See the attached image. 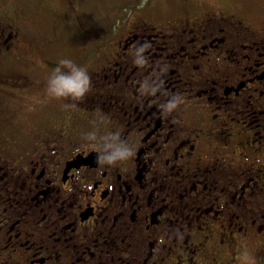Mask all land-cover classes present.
I'll return each instance as SVG.
<instances>
[{
	"label": "flooded vegetation",
	"instance_id": "flooded-vegetation-1",
	"mask_svg": "<svg viewBox=\"0 0 264 264\" xmlns=\"http://www.w3.org/2000/svg\"><path fill=\"white\" fill-rule=\"evenodd\" d=\"M11 1L0 66L36 35ZM196 2L100 25L97 49L68 58L92 80L74 108L46 91L66 58L0 69L14 79L0 89V264H264V7L236 17ZM56 27L37 32L53 42ZM101 116L135 146L129 162L98 164L84 137Z\"/></svg>",
	"mask_w": 264,
	"mask_h": 264
},
{
	"label": "rangeland",
	"instance_id": "rangeland-1",
	"mask_svg": "<svg viewBox=\"0 0 264 264\" xmlns=\"http://www.w3.org/2000/svg\"><path fill=\"white\" fill-rule=\"evenodd\" d=\"M192 1L202 2L200 4L210 7L206 5L208 3L212 8L222 9L228 15L229 13H233L236 17H240V15L245 13L257 15L264 6L261 4L256 11L258 2L261 0ZM22 2L28 5L30 10L37 7L41 11V17L38 21H43L46 17L51 18L55 11L65 6L64 0H22ZM176 2L177 0H75V4H69L62 13L66 28L58 32L61 36V41L56 49L64 57L73 58L79 50L86 49V46L82 44V40L86 35L81 27L91 28L92 31H95L96 27L103 25L106 30H115L121 28L125 24V21L134 16L133 14L136 12L148 14L158 9L168 10ZM69 28H72L73 31H70ZM191 35L194 36V33H191ZM101 38L103 42L107 39L106 35L103 34ZM143 38L146 43L152 44L150 52L156 50V47L162 46L163 40L153 36V32L146 30Z\"/></svg>",
	"mask_w": 264,
	"mask_h": 264
},
{
	"label": "clouds",
	"instance_id": "clouds-1",
	"mask_svg": "<svg viewBox=\"0 0 264 264\" xmlns=\"http://www.w3.org/2000/svg\"><path fill=\"white\" fill-rule=\"evenodd\" d=\"M145 51L141 47L134 54V63L143 67L146 63L141 55ZM92 88V80L85 67L76 65L69 59L59 60L57 66L52 70L47 81V95L57 100H70L71 103L64 107L74 108L82 103ZM155 88L149 92L147 81L141 85V94L154 95ZM179 106L177 99L170 100L162 105L164 113L170 114ZM104 117H98L93 121L94 130L88 133L84 139L88 146L97 152V162L103 167H118L129 162L136 154L135 146L122 139L121 133L116 130H106L104 128ZM243 264H257L256 258L248 253L242 256Z\"/></svg>",
	"mask_w": 264,
	"mask_h": 264
},
{
	"label": "trees",
	"instance_id": "trees-1",
	"mask_svg": "<svg viewBox=\"0 0 264 264\" xmlns=\"http://www.w3.org/2000/svg\"><path fill=\"white\" fill-rule=\"evenodd\" d=\"M81 28L86 35V37H84V39L82 40V43L84 46H86V49H84L81 55H89V53L94 52L99 46L97 33L92 31L91 28L88 29L84 27ZM52 38L54 39L53 42L49 40V37H46V34L42 35L39 32H36V35L27 42V44L30 45L29 52L25 50L22 51L20 49H16L13 52H8L7 54H5L6 56L3 58L2 65L0 66V69H3L6 72L4 73L6 75L5 77H13L16 71H18L25 64H29L31 62H34L36 64V62L38 61L39 65H43L42 60L49 58L51 54H54L53 53L54 50L56 52L58 51L56 47L61 41V36H56ZM59 56L64 57V55L63 54L61 55L60 52H59ZM10 81H14V79L8 80L4 78L0 80V89H2L5 86V90H10L11 89V87L9 86ZM9 99L10 98L6 97L4 99V104L5 103H7L8 105L11 104ZM31 110L38 112L39 108L37 109L32 105Z\"/></svg>",
	"mask_w": 264,
	"mask_h": 264
}]
</instances>
